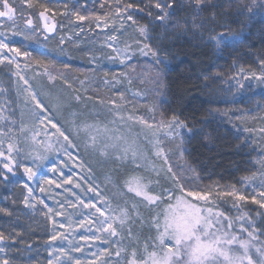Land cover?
Segmentation results:
<instances>
[{
  "label": "rangeland",
  "instance_id": "374dc122",
  "mask_svg": "<svg viewBox=\"0 0 264 264\" xmlns=\"http://www.w3.org/2000/svg\"><path fill=\"white\" fill-rule=\"evenodd\" d=\"M77 1L68 0L70 4H75ZM85 1L90 4L96 0ZM16 3L29 6L28 0H15ZM73 15H75L73 8L69 6H66L60 12L65 24L61 25V30L64 33L57 38L58 43L63 45L69 40L74 42L77 47H92L99 50L88 57L89 66H91L89 71L81 73V75L73 79L63 78L61 77L63 72H55L46 65L32 62L30 53L25 56L20 52L19 56H15L13 51L0 50L9 59L15 58L14 63L9 64L7 61L0 63V129L7 134L0 136V139L4 141L3 150L5 154H7V144L12 142L17 148L22 150L17 159L31 154L23 162L28 166H32L31 156H34L37 152L43 154L49 142L54 144L55 149H61L63 138H60V142H57L56 137H51V141H49L43 135L45 131L49 135L54 131L50 125L37 126L33 123L32 111L35 106L29 97L28 89L30 86L32 91L39 94V99L48 105L49 114L54 121L58 122V126L63 127L73 143L77 145L76 148L68 149V151L72 152L75 160H69L67 166L62 167V176L59 172L52 173L49 171L50 165H45L39 170L40 175H46L49 179L61 183L62 186L60 188H56L55 184H43L41 186L47 191L41 193L39 186H37L38 182L27 181L23 168H19L15 175L8 173V180L0 177V207L8 208L12 212L11 216L0 213V231H4L7 234L12 231L13 227L17 231L23 230L24 243H16L8 252V257L13 264H47L49 259H54L56 255H59V253H54L50 256L49 252L60 247H63L67 252V255L60 256V260L64 264H75L76 260H80L81 264H90V262H94V264H124L123 253L119 260L115 256L117 245L105 243V238H108L107 233L96 230L99 227V221L103 220L104 217L100 216L99 213H96L95 216H90L95 209L84 208L77 202L76 195H79L86 202L91 199L97 207H100L105 212V216H108L118 215L119 209L125 206L126 200L129 201V208L133 199L138 200V198L133 197V194L127 193V189L124 187V181L134 173H141L151 177L153 180L159 179L160 185L153 186L157 192L160 191V187H171L163 171L157 177L150 168L145 171L144 168H136L130 160L117 159L114 150L111 148L107 150L108 155L106 156L101 155L99 151L102 143L105 142L104 138L106 136H124L129 141L135 140L138 149L146 155L147 160L152 161L158 168L163 165L166 169L168 166L163 163V160L156 158L154 155L152 145L149 143V141L154 142L152 130L137 122L127 120L128 114H134L143 116L155 126L161 119L157 116L158 113L155 108L157 105L149 102L151 99L159 97L157 86L151 82L155 73L145 65L148 61L152 62L151 57L140 56L136 52L133 58L127 61L128 64L135 65L134 71L126 69L119 62L120 58L109 59L110 55L115 57V53L112 52L111 48L107 47V44L111 43L118 49H123L125 44H129L135 50L137 45L134 40L142 38L130 26V22L125 25V29L130 31V34L127 33L125 36L124 34L127 31L119 29L120 21L117 20L113 24V17L109 16L106 17L107 27H105V19L95 20V28L103 35L93 42L90 39V35L87 38V34L81 31V27L76 30V33H70L71 31L67 27L70 20L68 17ZM53 16L56 17L55 15ZM140 16L137 13V19L140 20ZM75 20L76 22L79 20L77 19V14L75 15ZM47 21L48 19L45 20L42 17L44 29ZM117 29L119 30L117 31ZM45 31L50 32L47 29ZM0 33H3V35H0V40H4L10 48L17 49V47L13 46V43L19 40L20 37L15 25H6L0 21ZM112 35L117 37L115 41L108 40V37ZM219 51L220 49H216V52ZM2 58L0 56V59ZM169 64L168 61L167 68H169ZM103 69H110L112 73H107V76H105V73L100 74ZM241 69L240 67H235V76L230 83L207 90L205 92L206 98L215 102L235 103L253 96L264 95V83H260L251 75L252 73H255L256 76L264 74V67L254 71L243 69V72H241ZM125 72L128 75H122ZM49 74L56 77V79L50 80ZM21 77L24 79H21ZM129 78H131V83H129ZM25 80L28 81L27 84ZM240 84H243L242 88L239 86ZM138 92L140 95H137ZM121 93L124 96L123 100L120 99ZM76 97H80V99L77 100ZM89 97L92 99H88ZM113 100L116 101V104L122 105L118 111L125 117L123 121L110 111V109H114V105L111 103ZM150 108L154 109V111H149ZM153 117H155V120H153ZM112 121H115V123H112ZM22 124L27 125L23 133L20 132ZM82 124L93 125L90 131L93 135L98 136L96 148H85L89 139L88 134L81 130L80 126ZM97 126L101 129L99 133L95 131ZM105 126L110 130L108 133L102 131ZM37 127L41 130V135L36 137V140H43L44 144L34 143L32 140L33 133ZM10 128L12 129L11 132L8 131ZM241 132L244 136L248 135L242 130ZM159 136L164 141L163 147L165 150L167 151L168 148L172 149L171 152L167 153L168 163L172 165L174 171L178 170L177 172L180 173L179 170H183V173H185V165H182L183 160L180 159L179 155L180 149L177 147L180 144V139L178 137L175 139L164 138L163 131L159 133ZM254 153L258 156L257 152ZM13 155L16 156V153H13ZM48 156L50 159L67 160L63 151L50 152ZM3 160L4 158L0 157V168H2ZM81 163L83 168L80 167ZM182 166L183 169H179ZM68 176L72 177V183L64 184L63 181ZM108 177H111V182L107 179ZM25 182L29 183L34 189L33 195L37 200L43 199L49 207L63 212V215L54 217L57 222L55 231L60 234L57 240H50L53 234V224L43 214L47 209L38 203L35 210L24 205L23 197L27 195V190L23 187ZM76 184H80L85 189L89 185L96 187L97 191L106 198L111 211L104 207V203L97 198L96 193H82L81 189L76 187ZM259 184L260 177L257 175L253 181H244L242 186L239 189L237 188L238 194L249 197L248 200L240 202V211H247L249 215L251 212H264V209H261L259 205L251 203L250 199L252 195H255L257 199L260 198L258 195L261 191ZM65 189H70L71 191H65ZM73 192L76 195H73ZM5 197H8V199H5ZM13 200L15 204H13ZM32 202L35 203L34 200ZM233 202V197H223L218 203L220 209L225 211L226 214L236 216L239 213L236 208H233ZM61 204L63 207H61ZM139 211L144 219L143 226H141L139 220H136L130 226L134 233L141 235V243H143V239L150 234L148 222L154 212L142 204L139 205ZM155 211H159V209L157 208ZM86 216H90L92 222H86L83 227H80V221L84 220ZM60 224H64L65 227L61 228ZM93 234L100 238L87 241L81 239L82 235L92 236ZM151 234L154 235L155 233L152 232ZM63 237H66V239ZM108 239L114 241L118 237H110ZM126 243L127 241H125ZM76 246L80 247L81 251H74L73 249ZM104 249H107L110 255H101L100 253ZM69 255L73 258L72 260H68ZM3 256L4 254L0 253V258H3Z\"/></svg>",
  "mask_w": 264,
  "mask_h": 264
},
{
  "label": "snow or ice",
  "instance_id": "6c2138e0",
  "mask_svg": "<svg viewBox=\"0 0 264 264\" xmlns=\"http://www.w3.org/2000/svg\"><path fill=\"white\" fill-rule=\"evenodd\" d=\"M31 2L29 0V7H31ZM188 7L192 10L191 21H175L173 22L174 9L177 7L184 8ZM225 5L218 2V0H187V5L177 4V0H147V3L141 6L138 3H134L133 0H116L115 12L106 13L105 17H96L97 20L105 19V27H107L106 17H113L112 23L115 24L117 20L120 21L119 29H125V25L130 22V26L133 27L134 31L139 34L142 39L134 40L137 45L135 50L132 46L125 44L123 49H118L113 46V44H107V47L112 49L115 53V57L109 56V59L120 58L119 62L125 66L126 69L135 70V65H130L127 61L131 60L136 52L140 56L151 57L152 65L150 68L154 70V76L151 82L157 86V89H163L164 91H170L172 86L165 79L166 69L168 64V58L170 56L169 51L161 47H153L150 41L153 37L150 35L149 25L142 24L139 19H137V13L143 14L149 18L153 27L157 26L156 22H159V26H162L167 30L171 23V27L177 30L178 34H187L192 32L194 37L199 39H204V31L207 30L208 36L206 43L212 44L216 49H221L222 46L227 47L232 43L239 42V36L233 33L230 28L225 27V31L216 33L215 27H210V22L214 24L217 20V8H223ZM40 7L45 10L40 12V16L47 20L45 12L48 9L44 5ZM249 13L252 12V6L244 5ZM260 7L264 9V4ZM238 11L239 7H238ZM17 8L15 6V0H0V18H7L12 20L14 18ZM204 12H209L208 17H204L202 14ZM243 14V11H240ZM77 19L84 20L86 17L77 14ZM199 21V23H197ZM27 24H32V20L28 19ZM191 23V27H189ZM53 26L45 24V29L48 31L53 30ZM117 29V31L119 30ZM3 35V33H0ZM29 38V37H26ZM117 37L115 35L109 36V41H115ZM157 39H163V37H157ZM63 42V41H61ZM13 51L15 56H19L20 50L12 49L9 47L4 40H0V50ZM163 53V54H161ZM25 56L29 53L25 52ZM0 63L7 61L9 64L15 62V58L9 59L7 55L0 51ZM122 57V58H121ZM51 63V62H50ZM260 63L264 66V58L260 59ZM19 67V65H17ZM65 68L69 65H64ZM47 71V69H45ZM243 72V69H241ZM108 74L105 73V76ZM122 75H128L127 72L122 73ZM260 83H264V74L256 76L255 73L251 74ZM21 79H24L21 77ZM49 79L54 80L49 74ZM203 79L208 81L213 79L207 74L203 75ZM131 78H129V83H131ZM27 84L28 81L25 80ZM83 83V82H82ZM107 83V81H105ZM239 83V81H238ZM70 86V85H69ZM208 85L205 84V87ZM241 88L243 84L239 85ZM181 83H176V88H181ZM29 97L34 104V109L32 111L33 123L34 125H50L53 132L49 135L47 131L43 132L46 139L51 141V137H56L57 142H60V138H63V143H61V149L57 150L54 144L49 142L45 148L43 154L37 152L34 156H31L32 166L26 165L23 161L27 160L31 154L24 156L21 159H17L19 153L22 151L17 148L12 142L7 144V154L3 150L4 141L0 139V157H3L2 168H0V177L4 180H8V173L12 175L16 174L19 168H23V172L27 176V181L38 182L39 190L41 193L47 191L43 184H55L56 188H60L61 183H57L49 179L46 175H40L39 170L45 165H50L48 168L52 173L59 172L63 175L62 167H66L69 160L74 161L75 157L72 152L68 151L69 148H76L77 145L73 143L70 136L66 134V131L62 126H58V122H55L52 116L49 114V108L46 103L39 99V94L31 90V86L28 89ZM137 95H140L138 92ZM77 100L80 97H76ZM88 99H92L89 97ZM120 99L123 100V93L120 94ZM103 103V101H101ZM111 103L114 105V109H110L113 115L119 116L123 121L124 116L118 111L122 105L116 104L113 100ZM38 110V111H37ZM149 111H154L150 108ZM161 119L155 126L149 123L147 119L143 116H136L134 114H128L127 120L137 122L144 125L149 130H152V135L154 137V142L149 141L152 145L154 155L156 158L163 160L165 165H168L165 169L163 165L159 168L152 163V161L147 160L146 155L141 152L135 140L129 141L124 136H112L108 135L104 138L105 142L102 143L99 151L101 155H108V149L114 150L117 159L120 160H130V162L135 165L136 168H144L147 171L149 168L155 173L157 177L163 171L165 178L169 180L171 187L164 188L160 187V191L157 192L154 185L159 186V179L153 180L149 176H145L141 173H134L124 181V187L127 189V193L133 194L134 198L131 202L130 208L128 206L129 201H125V206L119 209L118 215H108L105 216V212L97 207L95 203L89 199L87 202L81 199L79 195H76L77 202L86 209H95L90 216H95L99 213L100 216L104 217L103 220L99 221V227L96 229L98 232L107 233V237H118L117 240L110 241L105 238V243H111L117 245L115 256L121 258L123 253L124 264H264V259L259 261H254L252 256V250H255L260 257H264V240H261V236H264V220L258 225L256 221L249 215L247 211H240V202L246 201L249 197L245 195L238 194L235 186H231L227 190H219L217 185H208L200 187L195 183H188L183 178V170L180 173L173 170L172 165L168 163V152L172 149L168 148L167 151L163 147L164 141L160 138L159 133L163 131L164 138H179L180 144L177 147L180 149V159H184V144L185 133L182 130H186L188 134H193V128L189 127L186 120L180 119L179 115L173 114L170 119L164 117L163 112H161ZM237 119H242L237 117ZM264 120V117L260 118ZM155 120V117H153ZM74 123V122H73ZM115 123V121H112ZM27 125L22 124L20 132L23 133ZM81 130L88 134L89 142L85 145L87 147L96 148L98 143V136L91 133L93 125L82 124ZM233 127H236L233 125ZM9 132L12 131L10 128ZM95 131L97 133L101 132L100 127H96ZM102 131L108 133L110 130L105 126ZM244 133H248L247 136L240 137V143L237 145L238 149H248L250 152H257L258 156L255 159V163L259 167L251 173L249 176L242 178L245 182L253 181L257 175L260 177L259 187L261 191L258 193L259 199L255 195L250 197L251 203L259 205L261 209H264V127L252 128L244 126L242 128ZM7 135L0 129V136ZM41 135V130L39 127L33 133L32 140L34 143L44 144V141H37L36 137ZM191 139V136L189 137ZM123 141V143H121ZM66 145V146H65ZM63 151L67 160H61L58 158L50 159L48 153ZM16 153V156L13 155ZM83 168V164H80ZM185 168L187 171L196 174V169L190 164L185 162ZM6 170V171H5ZM90 171V169H89ZM111 182V177L107 178ZM64 184H71L72 177L68 176L64 181ZM24 189L27 190V195L23 197V203L27 208L35 210L36 204L43 205L46 212L43 214L50 220L53 224V234L50 237L51 241L57 240L60 235L55 231L56 221L55 216L63 215V212L56 211L52 207H49L43 199L37 200L34 195V189L25 182L23 184ZM77 188L81 189L82 193L87 194L88 192L96 193L97 198L104 203V207L111 211L110 205L106 202V198L103 197L92 185L88 188H82L80 184H76ZM65 191H71L70 189H65ZM223 197H233V208L237 209L239 213L236 216H231L226 214L225 211L221 210L219 207V201ZM8 199V197H5ZM35 201L33 203L32 201ZM59 203V202H58ZM69 203H71L69 201ZM13 204L15 201L13 200ZM144 205L150 211L154 212L148 222L149 235L143 239L141 243V235L139 233H134L130 225L134 224L136 220H139L141 226L144 224V219L139 211V205ZM75 206V205H73ZM61 207L63 205L61 204ZM159 211H155V209ZM0 213L6 216H11L12 212L5 207H0ZM258 216L264 217V212H258ZM90 216H86L84 220L80 221V227H83L86 222L91 223ZM115 225V226H114ZM60 227H65L64 224H60ZM126 230V231H125ZM91 231V229H89ZM155 234L152 235L151 233ZM66 239V237H63ZM100 237L95 236H81L82 240L89 239H99ZM125 241L127 243L125 244ZM16 243H24L23 240V230L17 231L16 228H12V231L5 233L0 231V253H3V258H0V264H13L12 260L8 257V252L11 250L12 246ZM71 243V242H69ZM74 251H81V248L76 246ZM130 250V251H129ZM54 253H59L54 259H49L47 264H64L60 260V256L67 255L66 250L63 247L55 248L49 252L52 256ZM101 255L108 254L107 249H104ZM73 258L69 255L68 260ZM75 264H81L80 260H76ZM94 264V262H90Z\"/></svg>",
  "mask_w": 264,
  "mask_h": 264
},
{
  "label": "trees",
  "instance_id": "16d2710c",
  "mask_svg": "<svg viewBox=\"0 0 264 264\" xmlns=\"http://www.w3.org/2000/svg\"><path fill=\"white\" fill-rule=\"evenodd\" d=\"M30 2L31 7L16 3L17 12L12 20L0 18L4 24L17 27L20 38L14 41L13 46L22 54L30 53L32 62L46 65L55 72H63L61 77L66 79H73L89 71L91 66L88 57L99 50L92 47H77L69 40L63 45L59 44L57 38L64 33L61 25L65 24L60 12L69 6L73 8L75 15L86 17L76 22L75 15L69 16L67 27L71 34L76 33L81 27V31L87 34L86 37L90 35V39L94 42L103 35L95 28L96 17L113 13L116 0H96L90 4L85 0H78L75 4H70L68 0H30ZM133 2L143 6L147 0H133ZM218 2L225 6L215 10L217 20L214 24L210 22L209 26L215 27L216 33H219L225 31V27H221L224 25L239 36L238 43L222 46L219 52H216L212 44L206 43L207 30L204 31V39L201 40L194 37L192 32L178 34L177 30L171 27V23L167 30L159 26V22L153 27L148 17L139 14L141 23L149 25L150 35L153 37L150 41L152 46L154 48L163 46L170 53L168 58L170 64L166 69L165 79L172 88L170 91L160 89L159 97L149 102L157 105L155 108L158 117L161 118V112L166 119L177 114L193 128V134H188L186 130L182 131L185 133L182 165L187 162L194 167L198 178L186 168L183 178L188 183H195L200 187L217 185L219 189L226 190L234 185L239 189L244 183L242 178L251 175L259 165L255 163L257 156L254 152L237 148L240 143L237 137L244 136L241 132L244 126L264 127V120L260 119L264 117V95L253 96L235 103H224L209 100L205 92L212 87H221L230 83L235 76V67L246 71L264 67L260 63V59L264 58V9L260 5L264 4V0H218ZM177 4L187 5V0H177ZM40 5L48 9L45 12L48 19L46 23L54 25L50 32H46L43 27L42 17L39 14L45 9ZM244 5L252 6V12L249 13ZM238 7L243 11L242 15ZM202 15L208 17L210 13L204 12ZM28 19L32 20V24L26 23ZM172 19L173 22L185 20L190 22L192 10L186 6L177 7L174 9ZM78 25L80 26L77 27ZM126 31L125 36L127 33L130 34V31ZM64 65L69 67L65 68ZM145 65L151 69L152 62L148 61ZM151 71L154 72L153 69ZM103 73L111 74L112 71L103 69L100 74ZM204 74L213 79L205 81ZM176 83H181L182 87L177 89ZM205 84L208 86L205 87ZM179 169H183V166ZM250 216L258 225L264 220L257 215V212H251ZM261 240H264V236H261ZM252 256L254 261L264 259L255 253L254 249Z\"/></svg>",
  "mask_w": 264,
  "mask_h": 264
}]
</instances>
